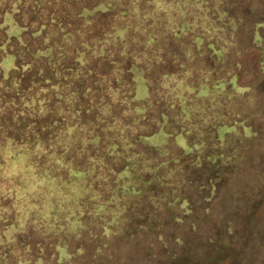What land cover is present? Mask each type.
<instances>
[{"label":"trees","instance_id":"16d2710c","mask_svg":"<svg viewBox=\"0 0 264 264\" xmlns=\"http://www.w3.org/2000/svg\"><path fill=\"white\" fill-rule=\"evenodd\" d=\"M22 1L0 0V174L6 173L9 145L29 152L41 164L42 178L84 173L85 151L92 147L89 168L103 167L119 191L136 164L134 156L140 166L151 168L170 161L156 164L142 148L165 155L175 136L182 146L176 159L195 161L199 167V201L186 195L190 178L183 179L185 184L170 181L164 188L162 181L152 186L148 181L157 197L147 204L140 199L142 216L120 232L136 246L135 252L130 254L127 244L115 247L116 258L107 264H264V147H256L264 140L262 122L251 120L237 105L213 109L210 121L198 110L200 97L215 98L217 106L219 93L220 98L227 96L228 87L239 84L240 72L231 67L226 72L210 67L200 75L196 66L195 56L204 48L209 50L205 58L224 62L230 47L226 34L232 36L239 24L226 2L83 0L79 12L81 0H62L65 16L48 20L41 3L35 7ZM81 20L86 36L75 43L64 31L70 24L83 25ZM250 25L251 45L258 46L263 15ZM107 46L119 53L107 52ZM67 109L78 119L72 121V134L59 135ZM99 114H120L119 121L125 120L123 128L116 125L117 137L106 139L113 125L101 124ZM85 115L97 116V128L88 130L86 146L84 132L74 147L75 130H82L76 124ZM98 186L86 190L89 215L100 209ZM4 197L1 211L8 208ZM175 204L181 210L174 211ZM99 218L103 232L119 225L114 215ZM1 236L12 240L7 227ZM5 256L0 255V264H7ZM98 256L95 252L89 264H102ZM34 264H43L42 257Z\"/></svg>","mask_w":264,"mask_h":264},{"label":"rangeland","instance_id":"374dc122","mask_svg":"<svg viewBox=\"0 0 264 264\" xmlns=\"http://www.w3.org/2000/svg\"><path fill=\"white\" fill-rule=\"evenodd\" d=\"M27 1V6L41 3L40 8L48 20L51 17H58V20H62V17L65 16L61 11L62 6L60 4L62 0H37V2L35 0H24L22 3L26 4ZM222 2H226L229 11L237 18L235 22H239L237 31L233 29L232 36H229V33L226 34L227 39L230 40L229 51L225 54L224 62L220 64V61L213 56L208 59L205 58L209 50L205 51L204 48L198 51L195 56L196 66L201 70L200 75L204 74L202 71H207L210 67H213V71L224 67L226 69H223V72L231 67L234 72L236 70L240 72L239 84L233 89L228 87L227 96L220 98L221 94L219 93L217 106L214 103L216 102L215 98L200 97V99H197V103L199 102L198 110H200L201 117L210 121L212 120L210 116L213 109H227L228 106L237 105L244 113L246 112L251 120L258 121V123L262 122L261 127L264 130V25L260 28L261 39L258 46L251 45L252 33L249 31L251 23L258 21L262 15L264 17V0H222ZM84 5V1L81 0L77 6L79 9L75 11H82ZM27 6L26 8H28ZM258 6H262L260 7L261 10H257L256 7ZM30 14L31 12L28 11V16ZM81 22L83 25L80 23L78 28L70 24L64 31L66 35H72L71 39L75 43L85 39L86 36L85 23L83 20ZM230 23L233 22L230 21ZM107 49L109 53H119L113 46L111 48L107 46ZM203 100L204 102H202ZM64 115L67 116L66 122L61 125V129V126L57 129V133L67 136L70 133L72 134V121L78 118L75 117L77 116L75 112H69L68 109L64 112ZM98 117H101V124H108V127L113 125V129L110 130L112 132L106 135L107 140L117 137V124H120L122 128L124 127L125 120L124 123L123 120L119 121L122 119L120 114H117L115 118L112 115L105 117L103 114H99ZM80 119H82L81 122L78 121L76 125L79 123L78 126H82V130H75L74 147L81 144V136L84 132L86 146L89 143V140H87V137L90 136L89 131L92 133L97 128H95L97 116L85 115V118L80 117ZM98 128L101 127L98 125ZM169 142V145L172 146L165 155H157L151 151V148L143 146L142 149L146 156L152 158L156 164L164 158L170 161H167L166 164H160L159 168H151L150 165L140 166L136 161L138 157L134 156L136 164L132 169V173L126 174L123 178L125 186L119 191L115 188L103 167L95 165L89 168V165L92 164L90 158L91 156L94 157L92 147L89 151H85V158L83 159L87 163L85 164L84 173L71 172L69 178L63 176L42 178L41 174H44V172L42 173L41 164L31 160L32 157L30 159V156L32 155H29V152H26L25 149H20L19 145H9L7 151L10 154L7 155L5 164L6 173L0 174V196L4 194V201L8 203V208L3 211L0 210V234L7 227L10 229L12 240H7L6 237L1 236L0 255H6L7 264L17 261L34 264L38 256L42 257L43 264H89L93 260L94 253L97 252L102 264H107V262H112L111 260L116 258L114 255L115 247L119 249V247L127 244L129 248L126 249L130 250V254L131 252L134 253L136 246L132 242L122 239L120 232L125 229V226L131 227L135 217L142 216L140 214V199L147 204L150 197H157L158 192L153 190L154 188L151 189L153 184L162 181L164 188L165 184L170 186L168 184L170 181L175 184H185L183 179L190 178L192 182L187 184L192 185L191 188H187L186 195L192 198L194 203H197L202 193L198 190L196 183L200 179L197 163L176 159L182 146L178 139H175V136L171 137ZM255 142L256 140L253 141V146L256 144ZM66 145H68L67 142ZM256 147L262 149L264 140H260ZM123 156L124 153L119 157L123 158ZM140 157L142 156L140 155ZM97 160L96 162L99 163L100 160ZM51 169L57 171L54 165H50ZM14 174L17 177H12ZM157 174H160L159 177H157ZM18 176L23 177L21 186L19 185L21 182ZM148 181H150L151 186L148 185ZM120 182L123 183V180H120ZM97 186L100 187L96 190L98 192L95 191L98 194V199L95 197L94 200L99 201L97 206L100 209L96 207L89 215V212L85 211L84 197L87 189L92 191ZM138 188H140V193L136 194ZM34 191H37V194ZM130 191L131 193H129ZM151 194H155V196ZM39 195L41 198L38 197ZM115 203L121 206V210H119L120 206L117 207ZM94 205L90 207L93 208ZM102 205H105L103 212ZM175 205L174 211L181 210L178 204ZM99 214H102V220L103 218L109 219L114 215L118 220V227L113 226L108 232L100 230L102 227L99 222H96L97 219H100ZM100 247L102 250L99 252ZM110 247L111 250L109 251Z\"/></svg>","mask_w":264,"mask_h":264}]
</instances>
